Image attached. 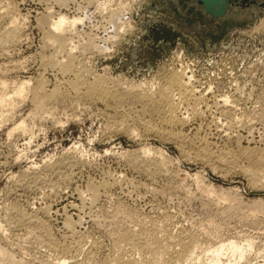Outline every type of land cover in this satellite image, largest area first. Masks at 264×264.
<instances>
[{
    "label": "rangeland",
    "instance_id": "374dc122",
    "mask_svg": "<svg viewBox=\"0 0 264 264\" xmlns=\"http://www.w3.org/2000/svg\"><path fill=\"white\" fill-rule=\"evenodd\" d=\"M5 1L0 0V4L3 3L0 15ZM11 1L16 5L18 14L22 15L19 23L23 28V40L8 58L0 59V66L13 68L15 64L23 63L25 71L16 72L13 68L15 72L6 77L13 84L35 80L46 71L40 63L43 35L37 22L47 15V7L51 4L39 0ZM64 1L67 7L61 9L55 5L54 11L69 16L68 19L75 17L79 23L82 21L76 28L77 39L81 42L83 39H95L103 49L102 53L86 56L85 66L93 74L104 76L111 80L110 83L113 81L112 85L140 90L164 80L167 71L186 69L192 73L190 75L194 78L197 91L221 98H215L217 102L229 97L233 103L231 107H236V117L242 110L252 115L253 120H245L246 127L239 124L235 130L228 128L229 119L219 113L207 116L204 125L210 122L213 115L218 117L215 118L218 129H211V142L234 150L235 143L228 140V136L240 134L252 140L250 144L243 138L244 147L248 144L261 147L259 141L263 137L264 122L255 117L261 109L257 100L264 91V0ZM114 10H123L121 21L125 24L129 22V27L118 28L109 24L106 16ZM1 25L8 26V19L4 18ZM43 75L52 90L54 84L56 86V74L46 71ZM31 98L29 96L24 104L18 105L13 118L10 115L8 120L1 119L0 123L2 226L6 225L4 216L8 206L30 211L51 206L50 217L44 219L39 214V218L49 223L59 239L63 233V219L67 215L74 221L78 219L76 212L75 215L70 210L64 211L68 205H80L76 190L86 192L90 182L98 185L115 179L118 187L109 191L111 201L104 200L92 210L87 208L89 211H83V221L78 230L87 236L89 245L80 258L82 264H111L113 258L120 254L139 260L135 264H144L142 255L133 256L125 250V246L116 244L113 231L130 227L126 219L121 220L117 228L112 219L110 221L113 210L121 203L127 209L138 211L147 221L168 219V226L171 225L168 231L173 237L199 236L200 241L195 244L197 255L177 264H219L215 261L216 255L208 254L207 249H216L222 243L228 245L231 242L244 246L245 258L240 259V256H233L228 251L222 257L223 264H264V184L254 186L242 172H233L222 166L209 167L205 161L193 159L189 151H186L189 156L185 157L178 143L170 139L166 141L152 134L145 138H133L125 132L112 134L113 124L110 121L115 113L101 102L83 105L75 113L67 110L66 104L60 103L56 107L57 112H54V120L53 116L37 111ZM254 113L257 115L254 116ZM21 120L35 127L34 136L15 134L10 138L9 131ZM196 130L197 125L191 123L185 125L184 133L191 136ZM146 147L152 152L164 153L167 173L160 177L147 175L127 162L126 153ZM70 155L80 157L82 163L75 167V182L64 189L66 192L62 196H49V186L45 184L44 187L40 182L30 187L18 185L24 173L39 172L47 162L54 165L61 157ZM223 193L236 195V203L232 205L222 200L217 204V196ZM5 229L9 231L6 236L0 235V247L16 262L39 264L50 258L53 260L54 256L35 242L34 233L20 227L6 226ZM207 238L208 241H205ZM95 242L98 248L93 249ZM117 246H122V250L124 247L126 253L118 250ZM39 258L42 259L39 261ZM154 264L168 263L155 259Z\"/></svg>",
    "mask_w": 264,
    "mask_h": 264
},
{
    "label": "bare ground",
    "instance_id": "6f19581e",
    "mask_svg": "<svg viewBox=\"0 0 264 264\" xmlns=\"http://www.w3.org/2000/svg\"><path fill=\"white\" fill-rule=\"evenodd\" d=\"M1 1L3 2L5 0ZM39 1L51 4H49L50 7H47V15L38 19L37 23L43 35V46L40 56L41 67L46 71H51L56 74V86L54 84V88L52 90L49 89L48 81L43 75L46 71L42 75L40 74L41 76L39 75L40 77L35 80L30 79L27 81H20L19 83L13 82L12 84L7 80V75L15 72L12 70L13 68L16 72L17 70L25 71L23 63H17L13 68H8L3 65L0 66V123L1 119L4 120V118H6L8 120L10 115L12 117L17 107L21 106L19 104H24L29 96L32 97L31 101H33L35 105L34 108L37 111H41L51 117L53 116L54 120L56 117H54V112H57L56 107L57 105L59 106L60 103L66 104L67 110H70L71 113H75V111L77 112V109L83 105L101 102L106 109L111 107L115 113L114 119L110 121L113 124L111 127L112 134L113 132H125L133 138L137 136H144L145 138V136L152 134L163 140L170 139L178 143L185 157L189 156H187L186 152L189 151L193 159L199 158L201 161L208 163V166L210 165L209 167L212 166L216 168L222 166L225 169H232V171L235 170L239 173L242 172L254 186H261L264 184V133L259 141L261 147L251 146L249 144L248 147H244L243 138H246L236 131L238 135L233 137H231L232 135L228 136V140H233L235 143L233 145L234 150H232L218 147L210 140L211 129H213V127L218 129V121L215 119H218L217 116L213 115L207 125L203 124L204 119L207 120V116L212 113H219L223 117L229 119L230 122H228L230 126L227 127L230 130H235L239 124H242V127H246L245 123H247V119L253 120L251 117L252 115L250 116L249 113L242 110V113L238 115L239 117H236L234 113L236 107H231L233 103L229 97H223V101L217 102L215 100L216 97L213 98L205 92H201L200 90L197 91L198 89H196L193 84L194 78L190 75L191 72L189 73L186 69H173V71H167L163 76L165 77L164 80L156 85L153 84L155 87L146 86L142 87L140 90H135L136 88L133 89V87L128 89L120 85H114V83L112 85L111 83L113 81L110 83L111 80L109 81V79L104 76L93 74L94 72L85 66L84 63L87 55L102 53V47L96 44L95 39L89 38L87 40L81 39L83 42L79 41L76 37L78 36L76 28L79 20L76 18L77 21L75 17L68 19L69 16L67 17L65 14H61V12L57 13L54 11L55 8L53 7L55 5L61 9L66 8V2L64 0ZM5 3L6 5H3L5 6L3 9L4 11L2 15H0V59L8 58L17 44L19 45L23 40V28L21 26L22 24L19 23L22 15L18 14V9L11 0H6L4 4ZM122 11H111L110 14H108L109 16H106L109 24L115 27L118 26V28H120V26L129 27V22L125 24L121 21L123 16ZM4 18L8 19L10 26L6 25L3 27V25H1V21L4 20ZM75 39L78 41H75ZM257 101L260 102L259 105L261 107H259L261 109H256L259 111L257 112L259 114L257 115V113H254V116L257 115L255 118L261 120V122L263 119L264 122V91ZM58 123H60L59 120ZM191 123L197 125L196 132L191 136L185 135V125ZM34 128L35 127L27 125L25 120H21L20 123L15 124L13 129L9 131L8 136L13 138L15 134H19L21 136L33 137ZM137 131H139V134H137ZM246 140L251 144L252 140L248 138ZM142 155L144 157H142ZM70 156L65 158L61 157L62 159L60 158L54 165L47 162L45 167L39 172L36 170V172L33 171L34 173L31 174H28V172L27 174L24 173L21 175L22 178L18 182V185L30 187L40 182L43 186L45 184L49 186V196H62L64 192H66L64 189L75 182L74 179L77 177L75 167L82 163L80 157L77 158L75 155ZM125 156L130 165L133 164L147 175L160 177L162 174L168 172V165H166V158H164L165 156L162 151L152 152L146 147L140 149V151L128 152ZM243 174L242 176H244ZM114 180L115 179H113V181H111V179L110 181H103L104 183L98 185L90 182L86 188V192L81 189L76 190L80 205H68L67 209L64 208V211L68 212V210H70L72 213L76 212L77 215L74 214L78 216V219L74 221L70 215H67L65 219H63V233L59 239L53 234L51 227L48 225L49 223L39 218V214L43 215L44 219L50 217L51 206L39 208L36 211H33L34 208L30 211L22 210L18 207L16 208L14 205L8 206V208H6V206L4 216L6 225L2 226L3 223H0V235L6 236L5 233L9 231L5 229L6 226L9 228L20 227L28 232L34 233L36 236H34L36 238L35 242L42 245L45 250H48V253L50 252V254L54 256L53 260L50 258L51 260L46 259L48 261L42 262L40 261L42 258H39V264H66L68 262L69 264H82L83 260L80 258L83 256L82 254L86 246L89 245L87 236L83 235L82 232L78 230L83 221V211L88 210L87 208L92 210L93 207L100 205L104 200L106 202L109 200L111 201L109 191L118 185V181ZM217 197L219 198L217 199L218 201L216 198L214 200L215 202L217 201V204L224 200L234 205L238 199L236 195L232 196L231 193H223ZM121 204H119L118 207L115 204L116 207L113 210L114 212L111 215L110 221L112 219V224L117 228V224H119L121 220L126 219V221L130 223V227L124 230H119V228L116 230L114 229V236L117 240L116 244L126 247V249L123 247L122 250V246L121 248L117 246L116 248H119L118 250L121 249L123 252L127 250V252L133 256L137 254L139 256L142 255V257H144V264H154L155 259H159L162 263L166 261L168 264H177L189 256L194 257L197 255L195 252L197 245L195 244L200 241L199 236L196 237L194 234H188L186 236L173 237L168 231V227L171 226H168L170 222L167 221L168 219H162V222H159L160 220L155 222L153 221L154 219L147 221L142 218L143 215L141 216L138 211L131 210L130 208L127 209V206V208H125L124 205ZM205 241H208V238ZM38 246L39 245H37V247ZM94 248H98L97 242L93 244V249ZM249 250H252V248H249ZM207 251L208 254L216 255L215 261L219 262V264H223L222 257L228 251H230L233 256H240V259L245 258L244 246L236 242H231L228 245L222 243V245L216 249L209 247ZM120 255L121 256L118 255L115 259L113 258L111 264H135L139 262L135 257V259H132L128 258L129 256L125 254ZM43 257L48 258L45 255ZM88 261H90V259ZM215 261H213V263ZM0 264L32 263L24 261L16 262L10 254H7L5 250L0 247ZM33 264L36 263L33 262Z\"/></svg>",
    "mask_w": 264,
    "mask_h": 264
}]
</instances>
